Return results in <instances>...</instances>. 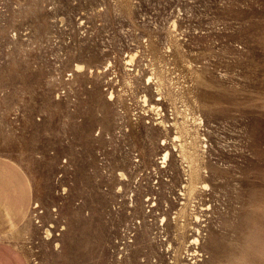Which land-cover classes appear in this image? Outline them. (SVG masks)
<instances>
[{"label":"rangeland","instance_id":"rangeland-1","mask_svg":"<svg viewBox=\"0 0 264 264\" xmlns=\"http://www.w3.org/2000/svg\"><path fill=\"white\" fill-rule=\"evenodd\" d=\"M0 157L30 264H264V0H0Z\"/></svg>","mask_w":264,"mask_h":264},{"label":"crops","instance_id":"crops-1","mask_svg":"<svg viewBox=\"0 0 264 264\" xmlns=\"http://www.w3.org/2000/svg\"><path fill=\"white\" fill-rule=\"evenodd\" d=\"M20 168L0 157V264H30L8 237L24 223L33 200L30 177Z\"/></svg>","mask_w":264,"mask_h":264},{"label":"bare ground","instance_id":"bare-ground-1","mask_svg":"<svg viewBox=\"0 0 264 264\" xmlns=\"http://www.w3.org/2000/svg\"><path fill=\"white\" fill-rule=\"evenodd\" d=\"M134 58H135V54H133V55H131L130 56V62H133L134 61ZM79 70H83L84 68H85V66L84 65H82V64H77V66H76ZM196 164V163H195ZM199 169V168H198ZM122 175H124V173H122ZM66 228V227H65ZM53 234H52V232H51V230L50 229H47L46 230V236L48 237V239H50L51 238V236H52ZM195 241L198 243V239H195ZM59 245L57 244V247H58Z\"/></svg>","mask_w":264,"mask_h":264},{"label":"built area","instance_id":"built-area-1","mask_svg":"<svg viewBox=\"0 0 264 264\" xmlns=\"http://www.w3.org/2000/svg\"><path fill=\"white\" fill-rule=\"evenodd\" d=\"M36 208V205L35 206H33V209H35Z\"/></svg>","mask_w":264,"mask_h":264}]
</instances>
